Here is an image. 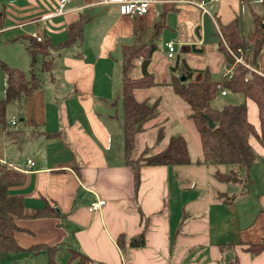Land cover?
<instances>
[{
    "label": "crops",
    "instance_id": "crops-1",
    "mask_svg": "<svg viewBox=\"0 0 264 264\" xmlns=\"http://www.w3.org/2000/svg\"><path fill=\"white\" fill-rule=\"evenodd\" d=\"M123 1L127 0H75L61 5L60 0H0L5 19L0 62L27 72L28 39L38 36L56 47L51 72L40 74L41 86L21 98L20 108L13 104L6 108L8 122L17 118V126L8 130L0 124V165L26 176L23 184L9 189L24 206L25 216L16 220L20 227L14 232L16 242L24 249L59 245V256L68 252L70 257V249H75L88 257L87 264H264V249L257 254L248 250L251 243L264 239V134L252 99L242 93H220L231 95L225 105L246 104L248 121L256 130L249 142L257 158L245 189L215 178L216 171L224 173L228 166L195 162L144 165L137 182L123 160L122 128L125 47L152 48L147 71L154 84L136 95L149 103L159 100V105L138 137L164 125L161 147L173 134H183L188 141L196 136L191 109L173 92L172 79L185 70L192 81L206 75L221 80L225 66L232 63L221 48L215 23L220 29L237 19L240 33H246L253 15L264 14V0L211 1L206 4L208 13L189 3L148 0L147 12L134 16L120 13ZM77 21L82 22L81 38L58 47L68 36V26ZM169 41L174 42L171 58ZM162 53L173 62L157 79L151 65L153 57ZM197 56L207 60L199 65L187 62ZM141 61L135 62L134 77L142 76ZM258 69L264 75V50ZM4 88L0 68V99ZM214 100L211 106L217 108ZM29 159L34 161L31 167ZM225 196L233 200L226 202ZM94 200L105 203L90 211ZM44 207L52 213L32 216ZM143 229L144 246L120 249L119 235L130 238ZM26 255L42 256L40 263L47 264L44 250L11 253L5 262L15 264Z\"/></svg>",
    "mask_w": 264,
    "mask_h": 264
},
{
    "label": "trees",
    "instance_id": "trees-1",
    "mask_svg": "<svg viewBox=\"0 0 264 264\" xmlns=\"http://www.w3.org/2000/svg\"><path fill=\"white\" fill-rule=\"evenodd\" d=\"M264 14L253 15L252 26L246 33L241 34L237 19L220 30L228 46L240 54L245 62L252 68H259V60L264 50ZM5 26L3 12L0 11V29ZM67 38L59 43L58 47L69 45L82 36V22L77 21L68 26ZM150 49H149V48ZM50 41H38L35 37L26 41L29 55V69L27 72L0 62V68L5 76L4 97L0 99V124L4 129L10 127L6 118L8 105H17L20 108L21 98L30 96L42 84L41 73L51 72L55 64V49ZM225 57L229 63L233 57L221 44ZM149 45L127 46L123 50L122 62V117H123V160L130 166L139 181V171L144 165H180L191 162L199 164H224L228 166L226 172L216 171L214 176L219 181L233 183L241 189L248 185L249 168L256 160L257 155L252 148L249 138L256 134L255 127L248 121L246 104H227L220 109L211 106L212 100L218 95L217 85L220 83L224 89L232 93H242L252 99L259 112L264 134V76L252 71L243 64H235L232 76L229 79L214 81L206 75L201 81L190 80L189 72L182 70L181 76H175L171 81L173 92L184 100L191 109L189 119L199 137L201 154L193 158L190 154L188 141L183 134L169 136L167 143L161 147L166 134L164 125H155V139L151 145L145 146L135 156L137 137L146 130L145 123L157 115L159 100L149 103L147 100L137 98L136 91L150 87L154 84L153 76L147 71L150 52ZM141 59L142 76L134 77L132 70L134 62ZM207 117L211 118L214 126L209 127ZM9 130V129H8ZM11 134L16 131L12 129ZM34 134L33 131L30 135ZM161 147V148H160ZM157 149V150H156ZM156 150L155 152H152ZM25 173L9 166L0 165V264H4L11 253L31 251L39 253L46 251L47 264H57L56 255L60 248L56 246L37 245L24 249L15 240L14 232L20 230L16 220L25 216L22 198L10 195V187L23 184ZM231 202L233 197H224ZM44 207L32 216H46L50 210ZM116 242L122 251L128 247H142L145 244L144 229L138 234L127 238L119 235ZM264 249V239L259 243H251L248 250L257 254ZM70 259L73 264H87L86 255L70 249ZM237 264V263H234Z\"/></svg>",
    "mask_w": 264,
    "mask_h": 264
},
{
    "label": "built area",
    "instance_id": "built-area-1",
    "mask_svg": "<svg viewBox=\"0 0 264 264\" xmlns=\"http://www.w3.org/2000/svg\"><path fill=\"white\" fill-rule=\"evenodd\" d=\"M75 0H60L61 5H64L66 3H70L73 2ZM176 3H189L192 4L198 8H200L202 10V12L204 13H208V10L206 8V4L208 2L211 1H217V0H174ZM106 2V1H105ZM148 0H127V1H123L121 3H119V8H120V13L124 16H134V15H143L147 12L148 9ZM215 27L217 29V31L220 33V36L222 38V42L227 50V52L233 57V62L231 65L227 64L225 66V71L222 75V79H229L232 76V71L234 68V65L239 63V64H243L246 67H248L249 69H251L254 72H257L258 74L263 75L259 69H254L252 67H250L244 60V58L242 57V55L240 54L241 49H237L236 51L232 50L228 44L226 43V41L224 40L223 35L221 34V31L219 29V27L217 26V24L215 23ZM35 38L38 41H41V38L38 36H35ZM166 47L168 49V57L171 58L173 57V52H174V42L173 41H169L166 43ZM264 76V75H263ZM218 91L221 94H226L227 90L224 89L222 87V85L219 83L217 85ZM18 124L17 118H14L10 121V126L15 128ZM34 165V161L32 159L27 160V166L31 167ZM105 203L104 200H94L90 203L88 209L90 211H95L97 209H99L103 204Z\"/></svg>",
    "mask_w": 264,
    "mask_h": 264
},
{
    "label": "rangeland",
    "instance_id": "rangeland-1",
    "mask_svg": "<svg viewBox=\"0 0 264 264\" xmlns=\"http://www.w3.org/2000/svg\"><path fill=\"white\" fill-rule=\"evenodd\" d=\"M163 54V53H162ZM165 54L163 55H159V56H154L153 57V62L151 65V69L153 72H155V78H159L161 77L162 72H164L165 70H167L166 68V64L167 63H171L173 61H171L170 59L166 60L165 58ZM166 60V61H165ZM207 60V57H201V56H197L196 58L193 59L189 58L187 59V62L191 63H195L197 65H199L202 62H205ZM136 62V60H135ZM135 62H134V66H135ZM231 99V95L229 94L228 97H222L220 92L218 93L216 99L213 102V105H215L217 108H222L226 103H228ZM169 126V124H167V127ZM155 134H156V130H148L146 133L141 134L139 137H137V141H136V147H135V156L139 154V152L148 145H151L155 139ZM196 136H187L188 137V144H189V150H190V154L192 157H197L201 154V148H200V143H199V138L197 133L195 132ZM157 150V149H156ZM57 264H73L71 263V259L69 257V253L67 252V254L64 256H59V254L57 255ZM24 258L16 261L15 264H27L26 262H29V264H42V262L40 263V259H42V256H39L37 258H34V256H23ZM6 264V262H5ZM45 264V263H44Z\"/></svg>",
    "mask_w": 264,
    "mask_h": 264
},
{
    "label": "water",
    "instance_id": "water-1",
    "mask_svg": "<svg viewBox=\"0 0 264 264\" xmlns=\"http://www.w3.org/2000/svg\"><path fill=\"white\" fill-rule=\"evenodd\" d=\"M262 27H264V23L262 24ZM181 80H185V77L183 75L181 76ZM207 120H208L209 127H213L214 123H213L212 119L207 117Z\"/></svg>",
    "mask_w": 264,
    "mask_h": 264
}]
</instances>
